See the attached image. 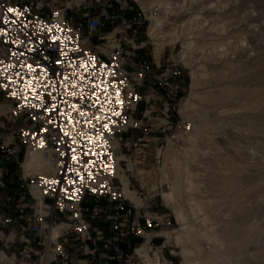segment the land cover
Here are the masks:
<instances>
[{
  "label": "built area",
  "instance_id": "2783aa9c",
  "mask_svg": "<svg viewBox=\"0 0 264 264\" xmlns=\"http://www.w3.org/2000/svg\"><path fill=\"white\" fill-rule=\"evenodd\" d=\"M9 7L19 14L9 13ZM67 9L58 0H0V93L11 107L6 115L25 123L15 128L16 148L43 150L54 167L48 176L22 175L32 203L23 207L24 197L19 198L23 221L13 227L20 232L12 228L8 237L22 243L20 264H65L69 240L91 257L90 264L96 257L98 264H135L132 253L147 240L145 234L152 235L150 245L162 248L165 239L158 232L170 229L173 219L149 205L140 212L123 195L113 144L131 127V115L146 98L140 88L149 84L150 68L159 65L154 58L151 64L144 58L133 62L145 44L129 45L114 28L113 35H103L97 16H85L82 36ZM84 38L98 43L86 47ZM174 129L173 142L182 144L190 124L177 120ZM132 178L128 187L134 191ZM31 187L38 189L42 205ZM15 218L7 216L3 223L11 225ZM57 224L60 236L52 240Z\"/></svg>",
  "mask_w": 264,
  "mask_h": 264
},
{
  "label": "rangeland",
  "instance_id": "374dc122",
  "mask_svg": "<svg viewBox=\"0 0 264 264\" xmlns=\"http://www.w3.org/2000/svg\"><path fill=\"white\" fill-rule=\"evenodd\" d=\"M157 1L160 3L159 0H142L140 5L134 0H58V4L68 8L66 15L74 27L83 30L84 12L97 16L104 23L103 35H110L114 28L121 32L122 39L126 38L129 45L145 44L139 56L135 52L133 62H141L144 58L142 60L151 64L154 58L159 65V68L155 65L150 68L149 84L140 88L146 98L131 115V127L116 141H120L118 153L125 155L132 165L133 170L125 167V174L128 184L129 175L134 177L131 179L133 192L143 201L138 209L149 205L173 219L170 229L160 231L166 241L159 248L162 252L158 253L160 258L163 256L172 264H182L179 248L175 245L180 225L173 210L161 197V192H166L168 186L160 183V171L168 144L185 146L172 143V135L177 133L174 129L177 120L189 123L192 130L190 120L181 112V104L189 100L195 90L201 93L196 101L211 123L207 130L210 139L205 145V154L192 165L198 178H205L208 182L207 192L202 197L206 202H212L210 214L217 225L232 222L234 247L245 246L246 250L239 255L238 261L229 264H264V258L261 260L264 256V0H166L176 14L171 17V27L180 38L174 45L167 44L155 54L148 34L150 23L146 18ZM193 15H201L205 21L198 43L192 50V66H188L179 58L182 40L186 38L180 24ZM222 28L225 30L218 33ZM81 34L84 36L83 31ZM91 41L98 42L96 38ZM216 45L220 47L214 48ZM200 64L204 66L202 71L206 72V80L203 85L192 87V71L196 72ZM7 102L0 94V105L4 110V115H0V229L7 215L18 214L16 205L20 197H24L20 203L23 207L32 203L21 180L22 175L29 177L22 167L28 149L16 148L14 133L22 121L6 115ZM193 119L196 121V116ZM9 123H15L16 127L7 126ZM1 146L5 147L4 151ZM144 167L152 169L150 178L141 179L137 173L136 169ZM155 179L152 187L153 184L149 183ZM218 199L223 200L219 202ZM232 200L234 204H231ZM21 221L16 216L15 222L6 225L3 231L14 228ZM14 231L20 232L18 228ZM6 238L9 245L0 246V254L3 252L8 259L0 260V264H20V254L14 245L17 238L8 237V233ZM158 242L154 241L155 244ZM113 261L110 262L115 264Z\"/></svg>",
  "mask_w": 264,
  "mask_h": 264
},
{
  "label": "bare ground",
  "instance_id": "6f19581e",
  "mask_svg": "<svg viewBox=\"0 0 264 264\" xmlns=\"http://www.w3.org/2000/svg\"><path fill=\"white\" fill-rule=\"evenodd\" d=\"M69 1L73 0H68V2ZM134 1L140 5L142 4V0ZM159 2L160 3L157 1L155 6L148 11L146 18L150 23L148 26V34L150 37L149 40L153 41L155 54H158L167 44L174 45L175 41L180 38L178 33L174 31V28L171 27V17L176 15L175 12H173V7L171 8L169 4L166 3V0H159ZM61 8L65 7L61 5ZM204 21L205 19L201 15H193L190 16L187 21L180 24L181 31L185 33L186 38L182 40V50L179 54V58L188 66H192V50L198 43V37L202 34ZM224 30L225 29L222 28L218 30V33L223 32ZM82 43L84 46L89 47L84 40H82ZM217 47H220V45L214 46V48ZM200 49L202 52L205 51L202 47ZM207 53L210 54L211 52ZM204 58L206 59V56ZM203 69L204 66L200 64L196 72L192 71V87L203 85L204 80H206V72H203ZM218 78L220 79V77ZM147 91L148 89L146 92ZM200 95L201 93L192 90L191 98L181 104V112L190 120L192 130L182 137V145H185L184 147H174V144L171 145L169 143L163 152V166L160 171V183L166 184L168 190L166 192L162 191L161 197L163 202L173 210L180 225V229L176 232L175 245L179 248L178 251L182 258V264H229L238 261L239 255L241 256V253L243 254L246 250L245 246L242 248L239 247V249L234 247L233 244L235 237L230 229L232 227L231 221H228L225 224L223 223L224 225H217L215 223L210 214L212 202H206L202 197V194L207 192V179H199L198 173L192 168V165L199 162V158L204 156L205 145L210 139L207 135V130L210 128L211 123L208 121L207 115L203 112V109L196 101L201 97ZM7 104L8 110L6 114L11 108L8 102ZM0 115H4V110L1 105ZM193 116H196V121L193 119ZM17 119L22 121V124L17 128L22 127L24 125V119L22 117H18ZM116 140L114 141L113 146L117 162V179L122 184V193L124 196L131 200L137 208H140L143 205V201L128 187L129 181L125 174V167H127V170H133L132 165L128 163L129 160L125 155L118 153L117 144H119L120 141ZM27 149L22 163V167L27 176H48L53 172L54 167L43 150L36 148ZM158 151L159 153L161 152L160 150ZM136 171L142 176L141 179L150 178L153 173L152 169L149 167L136 169ZM206 173L209 172L206 171ZM155 182L156 179L150 181L149 184H153L152 187H154ZM31 191L35 199L38 200V205H42L38 189L36 187H31ZM221 200L219 202H221ZM231 204H234L233 200L231 201ZM139 211L141 212L142 209ZM60 227L61 224H57L51 230L50 236L52 240H57L59 238ZM158 234L162 237L160 231ZM148 249L149 247L146 245L139 246L134 252V257L137 260L141 259L144 264H171L166 259H163L162 261L161 259L159 260L157 253L150 254ZM173 252L175 253L174 250ZM262 258H264V256L261 257V260Z\"/></svg>",
  "mask_w": 264,
  "mask_h": 264
},
{
  "label": "crops",
  "instance_id": "0c3cea01",
  "mask_svg": "<svg viewBox=\"0 0 264 264\" xmlns=\"http://www.w3.org/2000/svg\"><path fill=\"white\" fill-rule=\"evenodd\" d=\"M73 1H75V0H73ZM87 15V12H84V16H86ZM83 32H84V37H86V32H85V30H82ZM81 31V32H82ZM116 32H120V31H114V33L113 34H115ZM113 34H110V35H113ZM110 35H108V36H110ZM85 42H86V44H87V46H89V47H91V46H94L95 44H97V43H93L91 40H89V39H83ZM149 92V91H148ZM7 126H15L16 127V125H15V123H9ZM17 213L18 214H16V216H18L19 215V211L17 210ZM8 216V215H7ZM16 216H13V217H16ZM6 227V225L2 222V225H1V229H0V231H1V243H0V246H3L4 247V244H6V245H9V244H7V241H8V239L6 238V236H7V233H8V231H9V229L8 228H6L4 231H3V228H5ZM26 236V238L27 239H29V240H31L32 241V244L35 246V239L30 235V234H26L25 235ZM162 236V235H161ZM145 237L147 238V240L144 242V243H141V244H139L137 247H136V249L139 247V246H142V245H146V246H148L149 247V249H148V251H149V253L150 254H152V252L154 253V251H156L157 250V256H158V258H159V260L161 259V261L163 260V259H165L163 256H162V258H160V256H159V254L158 253H162L161 252V250L159 249V248H161L160 246H152V245H150V243L148 242V240H150V237H151V234H146L145 235ZM163 238H165V235H163L162 236ZM34 240V241H33ZM128 240L130 241V242H133V243H138V241H140L141 242V240H139V239H133V238H128ZM137 241V242H136ZM15 242V241H14ZM160 243H161V241L159 240V242L157 243V244H155L154 243V245H160ZM165 243H166V241H165ZM13 245V244H12ZM15 247L17 248V251L16 252H19V250L21 249V247H22V243H19V241H16L15 242ZM65 250H66V255H67V257L65 258V264H72V262H73V264H90V262H91V257H89V256H86L85 258H79V256L81 255V256H84V254H83V251H82V248L80 247V246H78V244L75 242V241H71V240H69L68 241V243L67 244H65ZM122 249L124 248L125 249V246L124 245H121L120 246ZM136 249H135V251H136ZM159 249V250H158ZM134 251V252H135ZM134 252L132 253V259H133V261H134V263L135 264H144L143 263V261L141 260V259H139V260H137L135 257H134ZM6 259H8V257L2 252L1 254H0V260H6ZM98 259H97V257L96 258H94L93 260H92V263L91 264H98ZM115 264H119V263H117L116 261H113ZM169 262V261H168ZM171 264H172V262H170ZM61 264V263H60ZM110 264H112L111 262H110Z\"/></svg>",
  "mask_w": 264,
  "mask_h": 264
},
{
  "label": "snow or ice",
  "instance_id": "6c2138e0",
  "mask_svg": "<svg viewBox=\"0 0 264 264\" xmlns=\"http://www.w3.org/2000/svg\"><path fill=\"white\" fill-rule=\"evenodd\" d=\"M7 11L9 12V13H17V9H15V8H12V7H9L8 9H7ZM17 14H19V13H17ZM4 22L5 23H7L8 22V18L5 16L4 17ZM13 95H15V93H13ZM119 95V94H118ZM116 115H119V113H116ZM108 126L107 125H105V128H107ZM41 145H43V141H41ZM75 158V157H74ZM52 183H55V181H52ZM70 183H71V181H70Z\"/></svg>",
  "mask_w": 264,
  "mask_h": 264
}]
</instances>
